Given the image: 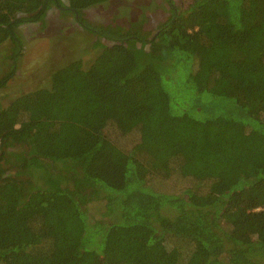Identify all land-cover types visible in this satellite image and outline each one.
<instances>
[{
    "label": "trees",
    "instance_id": "obj_1",
    "mask_svg": "<svg viewBox=\"0 0 264 264\" xmlns=\"http://www.w3.org/2000/svg\"><path fill=\"white\" fill-rule=\"evenodd\" d=\"M111 1L65 10L89 66L0 100V264H264V0H183L151 34L95 28ZM53 3L0 0V47Z\"/></svg>",
    "mask_w": 264,
    "mask_h": 264
},
{
    "label": "rangeland",
    "instance_id": "obj_2",
    "mask_svg": "<svg viewBox=\"0 0 264 264\" xmlns=\"http://www.w3.org/2000/svg\"><path fill=\"white\" fill-rule=\"evenodd\" d=\"M182 1L113 0L90 7L89 11L93 19L89 21L94 22L96 28L98 24L114 22L116 15L136 16V19L145 23L146 32L151 34L169 19L172 9L180 6ZM63 2L65 4L63 8L53 3L41 22L22 26L19 29V40L10 42L8 40L0 47V76L12 70L11 63L16 65L15 76L7 87L0 90V100L4 104L10 103L25 90L48 86L51 73L69 61L81 58L84 67L89 66L103 50L96 45L98 36L93 33V29L85 27L86 21L79 22L75 19L73 11L65 13V10L71 9L68 8L69 0ZM97 16L101 18L99 21ZM116 28H118L117 23L113 25V30L111 29L113 33H117ZM125 43L128 46L132 44L131 41ZM6 54L11 56L10 62L5 58Z\"/></svg>",
    "mask_w": 264,
    "mask_h": 264
}]
</instances>
